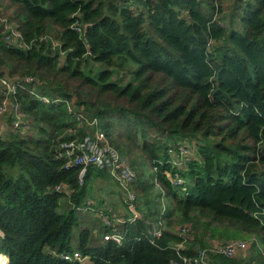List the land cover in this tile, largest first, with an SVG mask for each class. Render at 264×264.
<instances>
[{
    "label": "trees",
    "instance_id": "obj_1",
    "mask_svg": "<svg viewBox=\"0 0 264 264\" xmlns=\"http://www.w3.org/2000/svg\"><path fill=\"white\" fill-rule=\"evenodd\" d=\"M224 1L0 0V79L23 80L11 101L31 125L22 133L15 111L3 116L0 264L2 254L8 264H83L62 257L75 251L92 264H171L178 244L194 258L233 240L250 246L212 253L211 264H264V0H237L231 30ZM78 114L99 120L135 172L139 217L124 225L122 245L90 243L94 232L80 223L98 178L119 185L123 217L132 213L109 169L88 166L81 182L83 167L67 168L76 154L62 143L95 134ZM192 140L197 157L176 164L169 150Z\"/></svg>",
    "mask_w": 264,
    "mask_h": 264
},
{
    "label": "built area",
    "instance_id": "obj_2",
    "mask_svg": "<svg viewBox=\"0 0 264 264\" xmlns=\"http://www.w3.org/2000/svg\"><path fill=\"white\" fill-rule=\"evenodd\" d=\"M12 42H15L17 47L25 48L26 45L23 42L15 40L14 37H8ZM23 80L12 81L8 78L0 79V90L4 93V98L0 102V134L3 133L4 127L2 124L3 116L8 111H15V115L12 121V129L20 131L22 133H27L31 129L30 121L27 117L20 112L19 105L11 101V95L16 94L18 85L22 83ZM24 81L31 82L32 78L27 77ZM31 93L37 95L42 101L49 102L50 98L37 93L35 87L30 90ZM11 106L13 109H11ZM69 110L73 111L72 107L69 106ZM79 120H87L89 123L95 127L94 137L86 136L84 140L77 141L73 140L70 142H63L62 146L67 149V154L72 156L76 154L75 158H72L67 163V168L71 166H82V171L80 174L81 182H83V176L85 175L88 166H96L99 168H107L110 173L114 175L121 183V185L127 190V205L128 210L132 213L130 217H123L113 212L111 207H106V205L95 206L90 200L86 203L84 208H79L80 210H90L94 215L101 217L103 222L104 236H102L103 241H112L118 245H122L125 242L126 232L124 230V225L128 223H133L139 214L135 206V194L129 190V183L135 177V172L131 168V165L127 159L122 158L109 144L105 132L101 129L99 120L97 119H86L83 114H78ZM5 134V133H4ZM3 134V135H4ZM187 145V144H186ZM185 144H180L177 149L171 148L169 150L170 154L174 158L176 164H181L182 158L188 157L190 150ZM180 158V161H179ZM184 180L181 176H176L174 183L181 184ZM59 192H64L68 195L71 194V189L64 185L59 184L55 188ZM180 235H186L189 231V225L180 227ZM154 237L159 238L162 236V229L154 226L153 230L150 232ZM250 243L243 240H233L225 243H214L207 248L198 249V255L194 258L183 254L181 251L184 249L183 243L175 246L176 252L180 259L171 260V264H211V254H219L226 257H235L241 253H244ZM62 257L66 260H78L84 262L88 260L79 251L73 253H65Z\"/></svg>",
    "mask_w": 264,
    "mask_h": 264
},
{
    "label": "rangeland",
    "instance_id": "obj_3",
    "mask_svg": "<svg viewBox=\"0 0 264 264\" xmlns=\"http://www.w3.org/2000/svg\"><path fill=\"white\" fill-rule=\"evenodd\" d=\"M236 1L237 0H225L224 1V12H223L222 16L225 17V25L228 27L229 30H231L232 27H239L238 22H236L235 20L234 21L232 20V18L234 16L236 17L237 13H238V18H239L240 12L237 11V13H234ZM240 3H242V2L240 1ZM185 143H187L188 145H186ZM185 143H183V144L188 146L190 153H189L188 157H186V158H182L180 155L181 160L183 159V161H184V160H188L190 158L197 157L196 148H195V141L192 140L189 143H188V141H186ZM190 144H192V145L194 144V145L192 146ZM138 164H139V166H141L142 161L138 160ZM147 168L150 170L149 167H147ZM92 195L93 196L90 198V201L92 203L98 205V207L101 205H104L108 201L107 204L110 205L109 207L112 208L113 212H115L118 215H122V216L125 215L127 210H126V207H125V204L123 201V195L120 193V188H119L118 184L114 183L113 181H111L107 178L95 179V181L93 182V186H92ZM100 200H103V203H100ZM63 201L65 202L66 198H64ZM68 207H69V204L65 203L64 208L67 209ZM59 210L61 212H64V211H62V208ZM77 213H78V217H79V220H80V223L82 226L86 224V226L90 227L92 230L94 227L98 228L100 225L103 226L102 225L103 222H102L101 217L94 215L92 211H90V210H79V211H77ZM179 226H181V225L175 224L174 229L180 233V230H179L180 227ZM73 231L74 232L72 234V241H71L72 246H73V248H78V240H77L78 227H75V229ZM100 233L102 236H104L103 227L100 230ZM99 236H100V234L95 232L93 234V236L91 237L90 243L93 244L95 242V240L99 239ZM45 250L50 251V248L46 247ZM2 255H5V254H2ZM82 263L83 264H92L90 259H88L87 261H84Z\"/></svg>",
    "mask_w": 264,
    "mask_h": 264
},
{
    "label": "crops",
    "instance_id": "obj_4",
    "mask_svg": "<svg viewBox=\"0 0 264 264\" xmlns=\"http://www.w3.org/2000/svg\"><path fill=\"white\" fill-rule=\"evenodd\" d=\"M103 225V224H102ZM102 227L103 226H99L98 228L97 227H94L93 228V232L95 233V232H97V233H99L100 234V236H99V240L101 241L102 240V235H101V233H100V230L102 229ZM90 228V227H89ZM91 229V228H90ZM0 235H2V232H0ZM101 238V239H100ZM103 241V240H102ZM214 242V241H213ZM218 242V241H217ZM217 242H214V243H217ZM213 243V244H214ZM87 261V260H86Z\"/></svg>",
    "mask_w": 264,
    "mask_h": 264
},
{
    "label": "bare ground",
    "instance_id": "obj_5",
    "mask_svg": "<svg viewBox=\"0 0 264 264\" xmlns=\"http://www.w3.org/2000/svg\"><path fill=\"white\" fill-rule=\"evenodd\" d=\"M2 259H3V263L4 264H7V262H6V256L5 255H3V258Z\"/></svg>",
    "mask_w": 264,
    "mask_h": 264
},
{
    "label": "water",
    "instance_id": "obj_6",
    "mask_svg": "<svg viewBox=\"0 0 264 264\" xmlns=\"http://www.w3.org/2000/svg\"><path fill=\"white\" fill-rule=\"evenodd\" d=\"M11 109H13V107L11 106Z\"/></svg>",
    "mask_w": 264,
    "mask_h": 264
},
{
    "label": "clouds",
    "instance_id": "obj_7",
    "mask_svg": "<svg viewBox=\"0 0 264 264\" xmlns=\"http://www.w3.org/2000/svg\"><path fill=\"white\" fill-rule=\"evenodd\" d=\"M8 264V263H7Z\"/></svg>",
    "mask_w": 264,
    "mask_h": 264
}]
</instances>
